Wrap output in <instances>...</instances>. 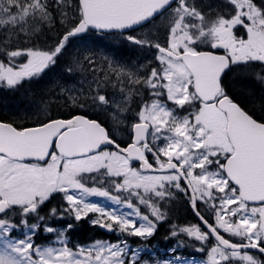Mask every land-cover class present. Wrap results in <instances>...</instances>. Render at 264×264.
<instances>
[{"label":"snow or ice","instance_id":"snow-or-ice-1","mask_svg":"<svg viewBox=\"0 0 264 264\" xmlns=\"http://www.w3.org/2000/svg\"><path fill=\"white\" fill-rule=\"evenodd\" d=\"M49 7L47 0H0V28H34L51 19ZM224 7L228 11L209 16L190 0H78V21L54 47L3 52L0 81L12 88L54 65L71 38L89 27L128 29L171 9L164 44L128 37L154 47L158 67L143 80L130 81L141 83L150 101L139 107L127 147L101 122L83 116L30 127L0 121V264H140L142 249L128 247L126 239L67 247L71 224L60 230L45 225L55 239L37 245L34 237L45 220L38 213L54 193L63 194L64 212L74 220L98 214L93 225L142 239L167 219L163 203L177 193L187 195L202 226L179 232L199 242L197 250L207 256L201 264H264L247 251L264 254V119L242 108L223 82L232 66L258 63L257 78L264 83V0H226ZM240 29L243 36L237 35ZM20 57L26 62L19 63ZM91 103L111 108L117 102L96 92ZM112 146L115 150H105ZM88 181L100 187L86 186ZM105 185L126 195H111ZM93 196L131 211L118 214L116 207L87 202ZM133 199L149 212L142 214ZM16 209L19 225L8 217ZM32 214L38 222L29 224ZM20 226L28 231L13 237Z\"/></svg>","mask_w":264,"mask_h":264},{"label":"rangeland","instance_id":"rangeland-1","mask_svg":"<svg viewBox=\"0 0 264 264\" xmlns=\"http://www.w3.org/2000/svg\"><path fill=\"white\" fill-rule=\"evenodd\" d=\"M47 3L50 6V20L40 21L35 25L34 28L26 26L25 30L23 31L19 29L5 30L4 28H0V61L6 62V57L3 55V52L5 51L26 49L48 50L54 47L57 44V41L64 34H66L68 29L71 28L72 24L78 21L80 16L78 11V0H47ZM168 23H164L163 19L156 21L152 25L141 30L139 32L140 35H138V38L142 41H151L153 44L157 42H165L168 36ZM53 29L58 33L56 39L51 38L48 36V34L45 36L47 31L49 32ZM43 34V39H41L40 36ZM127 48H133V46H131L128 39L122 35H97L94 33H89L87 36L81 38L72 37L63 53L57 58L55 64L45 69L39 75L34 76L35 79L38 80L34 86L37 88L38 92L45 90L43 93L44 98L48 100L53 99V102L55 103H52L53 105L51 106L53 113H58V111L65 110L67 108H78V111L86 112L91 116H98V119L101 120L103 125L113 133L114 137L126 143L132 131V122L126 117L125 98L129 95V81L135 77L132 70L133 64H131L130 61L134 59L139 61L144 55V51L148 49L145 46L140 45V50L138 52L136 51L133 53L131 50L127 54L125 51ZM18 62H26V58L20 57L18 58ZM97 82L100 84L99 88H97ZM3 84L8 87L6 82L0 81V86ZM96 92L105 94L110 100H114L117 103L111 105V108L94 106L91 103V94ZM38 103L43 105V101H38ZM38 106L39 105H34L33 107L35 110H37ZM117 108H119L118 112L113 111V109ZM179 114L183 115V112L181 111ZM105 150L113 151L114 149ZM86 186L91 187L92 181H88ZM97 187H100V185L98 184ZM105 187L108 188L111 195H126L115 192V190L108 185H105ZM180 195L183 197V199H185L184 194L177 193L173 199L163 203L161 211H163L165 214V210H167L169 206L185 201L177 199V197ZM63 200L66 204L64 197ZM86 200L90 203H97L106 209L116 207L119 209L118 214L131 211L127 209L126 204L123 207L114 205L108 200V198L93 196L87 197ZM132 202L133 204H137L134 199ZM137 206L140 207L142 214L149 212V209L138 204ZM200 211L208 219L212 220L209 214L205 211V208L202 204L200 206ZM38 214L39 216L45 217V220L41 223V228L36 233L35 237L37 235L46 236L48 240H45L43 243L40 242L39 244H36L47 246L53 243L55 234H48L44 230V226L50 225L53 228L60 230L65 226L63 224L65 219L62 214L55 216L51 215V211L46 214L47 216H44L40 213ZM97 215L98 214L89 213L87 217H84L81 220L87 219L92 227L98 229V225H93L92 223V220L95 219ZM13 216L14 222L19 225L21 217L18 209L8 214L9 218H12ZM48 216L50 219L47 220L46 218ZM61 216L63 218H61ZM51 218L62 223L52 225ZM132 218L136 219L138 224L142 222L135 216ZM36 222H38L36 215H29L28 223L32 224ZM26 231H28L27 228L20 226L18 230L12 233V236L16 238H23V234ZM176 232L177 235L173 236L174 243H172L170 247L160 249V251H157L158 247H147L145 244V240L147 238L142 239L140 237H134L130 235L125 236L124 234L118 232H113V241H110L109 239L96 240L85 245H75L73 247H71L68 242L67 247L75 250L77 246L87 247L91 246L95 242H115L118 239H126L128 247L142 249L140 253V264H143V262L146 260H150L152 264H167L169 261H171L172 264H201L202 260L207 259L206 253H202L203 257L183 256V250H187L188 253L193 254L196 243L191 241V239H193L192 237L187 236L185 233H180L179 229H177ZM182 236L186 237V239L189 241L188 245L183 243L181 239ZM66 239L68 241L67 237ZM133 239H136L137 241L133 243ZM138 240L143 243H139ZM56 246L59 247L60 245L57 244ZM184 246L187 248L185 249ZM173 249H175V251H173ZM199 253L201 252L199 251ZM253 256L258 260L263 261L258 256ZM176 257H180V260L177 261L175 259ZM233 264H237V262L234 261ZM238 264H244V262H238Z\"/></svg>","mask_w":264,"mask_h":264},{"label":"trees","instance_id":"trees-1","mask_svg":"<svg viewBox=\"0 0 264 264\" xmlns=\"http://www.w3.org/2000/svg\"><path fill=\"white\" fill-rule=\"evenodd\" d=\"M47 34L51 38H55V39L58 35V33L54 29L49 32L47 31V33H45V36H47ZM43 36L44 34L40 36V38L43 39ZM237 74H239L237 77L228 80L229 94L249 114L253 115L254 118L264 119V89L262 88L259 82H256L251 76H247L249 72H246L244 70V71H239ZM44 92L45 90H42L40 92L34 91L33 94H31L30 91L28 90L23 91V96L25 100L27 101L29 100L28 102H30L33 106L39 105L37 110H33V108H28L27 106H23V107L19 106V101L14 99H7V98H0V105L2 108H6L8 111L17 113L20 116L27 114L28 112L31 115L33 114L39 115L43 113L45 108L49 107L52 110L51 106L55 104L53 102V99L48 100L44 98L43 95ZM38 101H43V105L38 103ZM31 109L33 111H30ZM84 114L86 113H83V115ZM88 118L98 120L95 117H88ZM97 185L98 183H94L92 181V186H97ZM177 199L185 200L181 195L178 196ZM188 204H189L188 199H186L181 203H175L174 205L169 206L167 210H165V215L167 219L159 223L156 231L154 232V235L148 237L145 240V244L147 247L150 248L158 247L157 251H160V249L170 247L171 244L174 243V237L172 235V232L174 230L176 231L177 229L189 227L192 225L199 226L198 221L195 218L194 214L192 213L191 209L189 208ZM66 207L67 206L63 200L62 195L60 193H56L53 194L48 201H46L43 207L39 210V213L43 214L44 216H47L46 214L49 213L52 209H56L57 215L62 214L64 216L65 221L63 222V224L72 225V230L70 232H67L68 242L71 247L75 245H85L96 240L109 239L110 241H113L112 236L107 237L106 235L101 233L98 229L92 227L87 219L80 221L74 220L70 214L64 212V209ZM46 219L48 220L50 219V217L48 216ZM51 221H52L51 222L52 225H55L57 223H62L59 222L58 220H54L53 218H51ZM209 222H212V220L209 219ZM181 239L185 245H188L189 241L186 239V237L182 236ZM34 240L35 243L39 244L40 242L43 243L45 240H48V238H46V236L37 235L34 238ZM136 241H137L136 239L132 240L133 243H135ZM138 241L139 243H143L140 242V240ZM191 241L196 243L195 249L193 250L194 253L190 254L188 253L187 250H183L182 255L185 257L203 256L202 254L203 252L199 253L197 250L199 247V242L195 241L194 238L191 239ZM186 248L187 247H185V249Z\"/></svg>","mask_w":264,"mask_h":264},{"label":"flooded vegetation","instance_id":"flooded-vegetation-1","mask_svg":"<svg viewBox=\"0 0 264 264\" xmlns=\"http://www.w3.org/2000/svg\"><path fill=\"white\" fill-rule=\"evenodd\" d=\"M190 2L194 3L195 6L201 10L202 12L206 13L207 15L211 16L213 13L216 12H226L228 11L227 8L224 7L226 0H190ZM257 3H260L261 0H256ZM176 5L174 4L172 7L174 8ZM171 12V9H169L167 12H165L157 21H160L163 19L164 23L169 22V13ZM156 22V21H155ZM154 23V22H153ZM152 22L150 24H147L133 32L123 34L122 36L126 37L128 39L129 36H134L138 38L139 32L143 30L144 28H147L148 26L153 24ZM237 35H244V31L242 29L238 30ZM130 45L133 46V48H127L125 49L126 53L128 54L131 50L133 53L136 51L138 52L140 49V44H136L132 41H130ZM161 44H164L165 42H160ZM146 47V46H145ZM144 51V55L139 61L131 60L133 75L135 76L131 80L139 79L143 80L149 73L152 68L158 67V62L156 60L157 52L154 47H146ZM246 71L249 72L247 76H251L256 82H259L264 87L263 83L257 78V73L261 71V66L258 63H254L248 66L244 65H234L232 66L231 70L228 71L223 76V82L226 88V91L229 93V86H228V80L232 79L234 77H237L239 74H237L239 71ZM241 77V75H240ZM35 77L32 78H26L24 79L19 85L9 88L6 87L5 84L0 86V98H7V99H14L19 101V106H27L28 108H35L33 105L25 100L23 96V91H30L31 94L33 92H37V88H35L34 84L38 81L35 79ZM130 80V81H131ZM129 81V95L126 96V102H125V113L126 117L133 123L136 122V113L140 106H142L143 102L150 101L149 92L148 90L141 84V83H130ZM264 89V88H263ZM230 95V94H229ZM231 96V95H230ZM233 98V97H232ZM235 100V99H234ZM236 101V100H235ZM238 103V102H237ZM67 104V103H65ZM239 104V103H238ZM240 105V104H239ZM168 106L172 107L173 105L171 102H168ZM241 106V105H240ZM25 107V108H27ZM242 107V106H241ZM243 108V107H242ZM78 108H67L62 111H58V113H53L52 110L48 107L45 108L42 114L39 115H31L29 112L27 114H24L22 116L18 115L17 113H13L8 111L6 108H2L0 105V121L13 123L14 125L25 127V126H35L40 121H47L49 119H71L74 116H84L85 118L88 117H95L98 119V116H91L83 111H78ZM32 109L30 111H33ZM71 112V113H70ZM183 112V111H182ZM83 113H86L83 115ZM184 114V112H183ZM87 115V116H85ZM262 119V118H261ZM115 141L122 145H125L126 147L131 142V134L126 143L118 140L116 137ZM151 159V157H149ZM134 167H137V165H133ZM187 197V195H185ZM185 197V200H186ZM188 199V197H187ZM189 203V202H188ZM189 205V204H188ZM239 242V241H238Z\"/></svg>","mask_w":264,"mask_h":264},{"label":"water","instance_id":"water-1","mask_svg":"<svg viewBox=\"0 0 264 264\" xmlns=\"http://www.w3.org/2000/svg\"><path fill=\"white\" fill-rule=\"evenodd\" d=\"M162 13H163V12H162ZM159 15H160V14L156 15L154 18L149 19L148 21H145V22H143V23H141V24H139V25H135V26H133L132 28L123 29V30H120V29H113V30H100V29H95V28H93V27H89L84 33L78 34V35H76V36H74V37H83V36H85L89 31L94 32V33H103V34H115V33H121V34H122V33H127V32H129V31H131V30H134V29H136V28H138V27L144 25V24L147 23V22H150L151 20L157 18ZM106 130H107V129H106ZM107 148H114V146H112V147H107ZM114 149H115V148H114ZM136 163L139 165V162H136ZM192 211H193V209H192ZM193 213H194V211H193ZM195 216H196V215H195ZM196 218H197V216H196ZM197 220L199 221L198 218H197ZM199 223L201 224L200 221H199ZM99 229H100L102 232L106 233L107 235H110V234L112 233V231H109V230H107L106 228H102V227H100V226H99ZM247 251H248V252H250V251L258 252L256 249H249V250H247ZM258 253H259V252H258ZM260 254H261V253H260ZM262 255H264V254H262Z\"/></svg>","mask_w":264,"mask_h":264}]
</instances>
